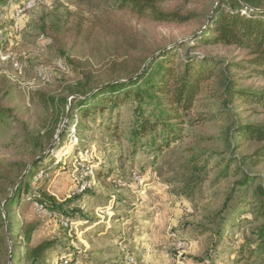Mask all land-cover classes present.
Instances as JSON below:
<instances>
[{
  "label": "rangeland",
  "instance_id": "1",
  "mask_svg": "<svg viewBox=\"0 0 264 264\" xmlns=\"http://www.w3.org/2000/svg\"><path fill=\"white\" fill-rule=\"evenodd\" d=\"M8 1L0 7V110L7 111L0 118V264H233L234 251L260 222L264 162L242 160L240 172L237 165L225 170L224 157L241 159L257 146L228 131L237 120L264 124V108L233 102L223 119L189 128L181 143L155 155L151 146L134 147L136 103L82 120L70 96L84 74L103 84L163 47L185 43L183 54L220 0L165 4L194 13L180 25L137 18L114 0H46L21 14L25 0ZM192 55L244 57L232 46ZM242 86L264 88V79ZM230 141L239 142L233 154ZM191 152L202 153L199 163L188 165ZM37 158L44 167L33 175ZM243 170L255 175L248 187L240 183ZM29 176L32 196L71 200L70 226L62 225L63 212H42L29 200ZM82 182L87 188L79 191Z\"/></svg>",
  "mask_w": 264,
  "mask_h": 264
},
{
  "label": "trees",
  "instance_id": "2",
  "mask_svg": "<svg viewBox=\"0 0 264 264\" xmlns=\"http://www.w3.org/2000/svg\"><path fill=\"white\" fill-rule=\"evenodd\" d=\"M190 1L114 0V3L117 10L129 12L140 19L180 25L190 21L194 13H182L164 5L175 2L187 4ZM9 2L0 1V7ZM260 3V0H220L203 27L194 35V43H187L183 54L179 49L185 43L163 47L135 61L125 76L119 74L103 84L93 85L91 77L84 74V79L70 90L73 107H79L81 118L85 120L97 113L112 115L122 105L136 103L130 129L134 147L151 146L155 155L181 143L189 128H205L223 119L222 115L230 110L233 102L264 108V88L242 86L245 80L264 79V7ZM206 46H232L241 50L244 57L227 60L212 55H192ZM217 80H220L219 88ZM218 104L224 108L213 112L211 107ZM6 112L5 109L0 110V118L5 119ZM228 134L229 137L235 135L240 143L254 142L257 146L241 159H237L236 155L224 157L225 170L230 165H237L235 171L240 172L243 169L242 160L253 166L264 162V124L240 123L237 120ZM236 143H228L230 154L235 152L236 145L238 147L239 142ZM201 156L202 153L191 152L188 165L199 163ZM44 161L37 158L32 162L33 175L38 174L36 168L44 167ZM28 172L32 174L33 171ZM242 172L240 183L246 187L252 185L255 175L246 170ZM18 188H21L20 184ZM24 188L23 192L27 193L30 201H37L51 212L68 215L65 206L71 200L59 203L47 193L32 196L30 176L24 182ZM257 190L260 199L256 204V220L260 222L254 227L252 237L234 251L233 264H264V188ZM14 202L11 199L5 209ZM2 217L0 206V219Z\"/></svg>",
  "mask_w": 264,
  "mask_h": 264
},
{
  "label": "built area",
  "instance_id": "3",
  "mask_svg": "<svg viewBox=\"0 0 264 264\" xmlns=\"http://www.w3.org/2000/svg\"><path fill=\"white\" fill-rule=\"evenodd\" d=\"M43 2H46V0H27L22 5H19V7H17V13L21 14L24 11L29 10V9L35 7L37 4H40V3H43ZM13 62H14V65L16 67L19 66V61L14 59ZM41 77L43 79H46L47 78L46 73H41ZM86 188H87V183L86 182H82V184L80 185L79 191H83ZM36 205L39 207L40 211H42V212H45L46 210H48L44 205H42L40 203L39 204L37 203ZM61 223H62L63 226L68 227V226L71 225L72 220H71V218L68 215H63L62 218H61ZM63 263L64 264H68V260H64Z\"/></svg>",
  "mask_w": 264,
  "mask_h": 264
}]
</instances>
